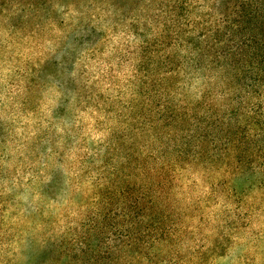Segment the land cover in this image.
Wrapping results in <instances>:
<instances>
[{"label":"clouds","instance_id":"9594fccd","mask_svg":"<svg viewBox=\"0 0 264 264\" xmlns=\"http://www.w3.org/2000/svg\"><path fill=\"white\" fill-rule=\"evenodd\" d=\"M218 2L0 28V264H264V57Z\"/></svg>","mask_w":264,"mask_h":264},{"label":"rangeland","instance_id":"374dc122","mask_svg":"<svg viewBox=\"0 0 264 264\" xmlns=\"http://www.w3.org/2000/svg\"><path fill=\"white\" fill-rule=\"evenodd\" d=\"M250 3H254L257 7V13L254 18L255 21H252V25L255 24L253 30L254 33H256V28L262 18V14L258 12V9L260 8V0H219L218 4L214 3L213 5L226 15L235 14L233 16V23L238 24L239 26L233 30L232 36L228 37L230 42H235V46L231 48L225 46L223 50L233 57H241V60H243L244 56L241 51L243 50L242 45L244 44V35L246 32L249 34L246 30L251 28V25L246 18ZM41 5L42 0H0V28L9 26L13 28L20 27L25 22L24 17L26 13L32 12ZM157 119H159V117H157Z\"/></svg>","mask_w":264,"mask_h":264},{"label":"trees","instance_id":"16d2710c","mask_svg":"<svg viewBox=\"0 0 264 264\" xmlns=\"http://www.w3.org/2000/svg\"><path fill=\"white\" fill-rule=\"evenodd\" d=\"M259 4L260 8L258 9V12L262 14V18L256 28V33H254L253 30L255 24L252 25V21H255L254 18L255 14L257 13V7L254 5V3L249 4V10L246 13V18L251 25V28L246 30L249 32V34L246 32L244 35V44L242 45L243 50H241L244 54L242 60L244 62H246L247 59H251L252 57H264V0H260ZM262 62H264V60H262Z\"/></svg>","mask_w":264,"mask_h":264}]
</instances>
